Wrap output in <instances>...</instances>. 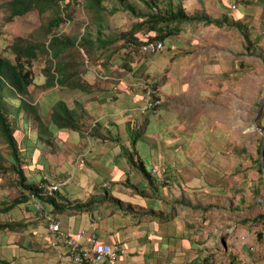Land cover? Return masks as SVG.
<instances>
[{"label": "rangeland", "instance_id": "1", "mask_svg": "<svg viewBox=\"0 0 264 264\" xmlns=\"http://www.w3.org/2000/svg\"><path fill=\"white\" fill-rule=\"evenodd\" d=\"M5 1L0 0V5ZM132 1L145 8L141 1ZM177 2H181L186 12H209L214 16L228 13L240 20L249 39L246 41L241 30L234 26L189 24L181 34L169 36L164 49L155 54L128 53L119 47L121 40L108 45L106 51L96 45L81 47L78 44L66 52H70V56L63 60L72 64V68L74 66L75 78L79 82L85 85L87 82L90 86L87 91L62 86L56 80L54 84H48L50 76L45 69L59 58L54 59L50 54L40 55L33 61L34 83L30 86V93L19 98L37 103L46 124L50 123L53 106L59 100L79 110L77 113L82 116L79 129H55L53 136L43 139L39 137L37 121L25 125L19 119L14 131L19 142L25 130L26 138L36 142L31 155L26 154L22 160V166L26 178L35 184L44 174L64 177L70 172L72 181L60 190V195L66 196L83 188L82 197L97 196L99 203L92 212L102 216L98 230H111L113 242L122 248L123 263L120 264L133 261L135 264H186L199 254L210 253L214 254L218 264L227 262L231 255H236L243 264H263L264 242L257 238V232L264 230V226L252 221L244 224L242 219L263 211L264 181L254 166L262 138L252 121L254 106L260 96L258 92L264 91V59L259 57H264V0ZM104 4L108 10L113 4L117 7L114 13H105L108 22L106 32L127 30L138 20L124 11L116 0H104ZM88 7L85 0H61L59 14L64 21L57 27L50 24V20L58 15L56 12L40 14L32 10L7 21L0 8V56L13 57L9 45L15 36L44 40L46 25L54 28L51 34H77V42L86 34L94 39L97 34L92 17L94 9L88 10ZM145 30L143 28L138 34ZM176 38L183 42L170 49L169 44L173 45ZM247 50L255 53L248 54ZM138 81L151 82L160 95L162 103L155 111L142 110V92L135 85ZM203 97L215 98L222 105L231 97L232 106L237 108L239 104L243 107L238 116L232 115V110L227 111L225 120L229 124L212 119L215 128H219V124L226 128L231 125L230 134L220 143L213 138L208 144L206 139L194 136L198 135L196 126L200 121ZM216 107L221 108L219 105ZM207 109L205 103L204 111ZM212 112L218 117L223 111ZM130 128L140 131L141 139L137 146L131 144ZM206 132L200 131V135L206 136ZM112 135L118 140L112 139ZM124 147L130 150L129 153L133 152V159L146 160L148 166L163 173L164 177L160 179L151 170L154 179L163 185L159 191L153 192L152 187L142 180L138 169L128 161L129 154L122 153L119 156H122L128 174L137 186H145L146 196L134 191L126 180V174H121L114 164L118 157L116 154H120ZM136 149L139 152L134 154ZM8 154L9 148L0 134V158L4 157L0 168V208L16 197L27 196V192L21 190L16 173L6 167L9 165L6 160ZM182 195L192 204L208 208L183 210L173 203L174 198ZM40 199L48 211L52 210L51 205L42 197ZM70 200L75 202V199ZM23 201L7 212H0V222L21 224L17 230H0V259L18 264H46L47 261H43L47 257L46 249L51 246L34 233L35 228L46 222L32 201L26 198ZM167 201L171 204L168 205ZM120 202L122 206L132 207L135 214L120 209ZM149 205L171 214L175 220L161 223L148 215L138 214ZM77 211L69 208L54 214L61 218ZM178 232L186 239L176 237L171 244L168 242L167 248L159 249L162 235H176ZM150 233L154 234L151 243L146 237ZM27 238L40 251L22 246V242L28 244ZM151 249L156 252L153 257ZM61 262V259L57 260L56 264Z\"/></svg>", "mask_w": 264, "mask_h": 264}, {"label": "trees", "instance_id": "2", "mask_svg": "<svg viewBox=\"0 0 264 264\" xmlns=\"http://www.w3.org/2000/svg\"><path fill=\"white\" fill-rule=\"evenodd\" d=\"M60 1L61 0H6L4 5H0V8L3 9H1V11L4 13L7 21H12L16 17L32 10H37L40 14H45L48 11H53L58 15L50 20V24L52 27H57L62 21H64V17L60 16L59 14ZM85 1H87V4L89 6L88 10L94 9V14L92 17L93 22L97 26V34L94 39L91 35L86 34L82 37H79L80 41L77 42V34L73 36L64 34L63 32H55L51 34L54 28L50 27V25H46V28L43 30L45 38L44 40H32L28 37L15 36L14 41L9 45L10 50L13 53V57L11 58L3 55L0 56V134L3 136L9 148V154L8 156H6V160L8 161L9 165H7L6 167L16 173L19 179L21 190L23 192H27L26 197H16L11 203L0 208V212H7L8 210H11L12 207H15L16 205L24 202V198L32 201L30 196L32 192H36L38 194L40 193V190L36 187L35 182H32V180L26 178L25 170L22 166V160H24L26 154L31 155L32 151L35 148L36 142H33L32 140L26 138V130L19 142V138L14 134V131L17 130V127L19 125L18 120L22 119L25 125H28L29 122L35 123L37 121L36 127L40 131L39 137L41 139L46 136H53V132L55 129L77 130L80 127L79 118L80 116H82V114H78L77 111L79 110L70 107L64 100H59L55 103L51 113L50 123L46 124L42 119L39 105L37 103H30L27 102L24 98H19L23 95H29L30 93V86L34 83L33 61L40 55L50 54L54 59L59 58L56 63L52 62L51 65L45 69L49 72L48 77L50 76L48 78V84H54V81L56 80L57 83L62 86L66 85L71 88H79L83 91H87L90 90V86L87 84V82L86 85L83 84L84 82H79V80L75 78L76 71L74 70V66L72 68V64H69L68 62H65L63 60L64 58H69L70 56V52L69 54L66 52L69 51L71 47H75L78 44H80L81 47L96 45L97 48L102 49V51H106L108 45L121 40L122 43L119 47L124 48L125 51H127L129 42H134L137 45H141L144 42L161 40L165 44L169 36H176L181 34L182 31L186 28V25L189 24H191L192 26L199 24L203 26H210L212 24L221 26L226 24L228 26H234L241 30L242 34L245 36L246 41L249 39L248 34L243 32L244 30L240 20L238 21L235 19V17L229 16L228 13L222 12V14H220L219 16H214L209 12H186L181 2L176 3V1L178 0H139L144 4L145 8L138 7L132 0H116L124 11L130 13L133 17L138 18V20L133 22L131 28H128L127 30H118L116 32L110 33L106 32L108 22L106 20L105 13L107 11L108 13H114L117 10V7H115L113 4L108 10V8H106L107 5L104 4V0ZM111 1L114 2V0ZM143 28L146 30L141 35H139L138 33H140ZM144 37H146V39ZM46 39H48V43H46ZM81 39L84 40L83 42H87V44L81 42ZM181 42H183L182 39L176 38L173 45L169 44V48L171 49L174 45L178 46ZM245 48L247 49V45L245 46ZM246 52L248 54L255 53V51L248 52V50ZM259 57H262L264 59L262 55H260ZM242 63H245V61L243 60ZM149 83L154 87L151 82ZM258 94L260 96L259 100L256 101L254 106V115L262 98L264 97V91H259ZM208 102L209 100L206 98L204 100V103L207 104ZM21 113L23 114V117H19ZM203 119L204 120L201 121L203 127L208 126L209 122L207 120V117L204 116ZM257 123L259 124V126L264 128V105L258 115ZM99 125L101 124H98V126ZM198 125L196 126L197 132L199 131ZM130 129V135L132 139L131 144L132 146H137V142L141 139L140 131L137 128ZM95 130L98 129L95 128ZM206 133L207 137L204 134L203 136H201L200 134H195L194 136L199 139H206V142L209 144L210 140H213L214 136H212V133L211 135L208 132ZM93 134H98V132H93ZM217 135L222 136V132L218 133ZM259 135L261 136L262 141L261 145L258 146L259 156L256 159V165L254 166L256 167L258 176H260L264 181V173L260 161V150L263 142V136L260 132ZM221 136L214 139H216V141L220 143V141H222L223 139ZM111 138L118 140L114 135H112ZM132 150L134 151V148ZM129 151V149L124 147L121 150V153L129 154V156L127 157L128 161H130L132 165L138 169L140 175L142 176V180H145L144 182L152 187L153 192L159 191V187L163 185H159L156 179H154L153 175L151 174L152 166H148V162L146 160L139 158H136V160L133 159V152L129 153ZM138 152V149H136L134 154ZM118 158L121 157H119L118 155ZM0 159L1 168L3 166L4 157H1ZM125 172L126 180L131 183L134 191L137 192L138 195L145 197V186H137L132 181L133 178L128 174V171ZM61 189H59L52 195H39L40 198L42 197V199L46 203L51 205V213H62L69 208L83 212H92L95 208H97V204L99 203L97 196L89 197L86 201H77V199H75V202H73L69 197L60 195ZM105 198L107 197L105 196ZM173 203L178 204L180 207H182L183 210H196L200 208L206 210L208 208V206L204 207L202 205L199 206L198 204H192L191 200L186 198L185 195H182L179 198H174ZM148 204H150V202ZM167 204L170 205V201H167ZM118 206L120 209H125V211L131 212L133 214H135L136 212L134 211V209H132V207L128 208L122 206L121 202ZM261 206L263 208V211L259 212L253 217H244L242 219V223L245 224L249 221L255 223L260 222L264 226L263 201ZM138 214L148 215L158 222L161 221V223H171L175 220V218H172L171 214H167L164 210L159 211L157 209L150 208V205L149 207L144 208L142 211L138 212ZM20 226L21 224L15 221L0 222V230H17ZM153 236L154 234L151 233L146 235L150 243L153 240ZM176 237L186 239L185 236L179 232L176 233V235H162V243H158L160 245L159 249L167 248L169 246L168 244H171V242ZM257 238L264 242L263 229L257 232ZM151 251V257H153L156 252L153 249H151ZM147 255H150V252ZM230 258L231 259L222 264H243L242 262H239L236 255H231ZM0 263L8 264V262L3 259H0ZM165 264H173V262H167ZM186 264H218V260H215L213 253L204 256H201V254H199L198 256L191 258L190 261H187Z\"/></svg>", "mask_w": 264, "mask_h": 264}, {"label": "built area", "instance_id": "3", "mask_svg": "<svg viewBox=\"0 0 264 264\" xmlns=\"http://www.w3.org/2000/svg\"><path fill=\"white\" fill-rule=\"evenodd\" d=\"M163 49V41L154 40L144 42L141 45L129 42L127 51L131 54H155ZM135 85L142 92V110L148 112L155 111L162 103V99L154 87L145 81H138ZM151 170L152 174L159 176L160 179L164 177L163 173L158 171L156 167H152ZM56 177L58 176H47L44 174L36 182V187L40 190V193L32 192L30 194L35 209L43 215L52 242L65 248L73 264H113L120 257L122 248L119 243L110 244L100 239L98 223L102 219V216L99 213L91 212L86 226L77 232H69L63 230L60 220L45 208L39 195L54 194L71 183L73 175L69 172L64 177Z\"/></svg>", "mask_w": 264, "mask_h": 264}, {"label": "crops", "instance_id": "4", "mask_svg": "<svg viewBox=\"0 0 264 264\" xmlns=\"http://www.w3.org/2000/svg\"><path fill=\"white\" fill-rule=\"evenodd\" d=\"M209 95H210V92H209ZM206 98L209 100V102L207 103L208 109L206 111H204V109H205L204 100ZM230 99H231V97H229L227 99L228 101L225 100L226 103H224L222 105L215 98H212V97H203V98H201L202 102H201V105H200V112L201 113H199L200 122H199V125H198V129H199L198 134H200V131H207L210 135L212 133V136H214V138H217V137L221 136V135H219V136L217 135L220 132H222V136H221L222 138L225 137L227 134H230L231 125H230L229 128H226L225 126H222V124H219V125H221V126H219V128H215L212 125V119H216V118L219 119V120H223L224 121L223 123L229 124V121L226 122V120H225L226 116L228 115L227 111H229V110H232V115L235 114V116H238L239 113L241 115V112L243 111V107L238 104V107L235 108L234 106H232L230 104V101H231ZM216 105H219L221 108L217 109ZM213 110H222L223 112H222L221 115H219L217 117L216 113L212 112ZM232 115H230V116H232ZM204 116L207 117V120L209 122V125L206 126V127H203V125L201 124V121L204 120L203 119ZM232 119H233V117H232ZM211 125H212V127H211ZM214 128H215V130H214ZM202 135H203V133H202ZM240 137H242V136H240ZM116 155H122V153H120V154L117 153ZM117 158L118 157L115 158L116 161H115L114 164L118 167V169H119L121 174H125L126 173L125 171H127V168L123 164L124 163L123 158H118V160H117ZM91 182L92 181H90V183ZM80 187H84V186L80 185ZM82 191H83V188H79L78 191H71V193L66 194V197H69L70 199L71 198L72 199H77V201H86L88 199V198H86L88 195L82 197V194H81ZM76 192H77V194H75ZM90 197H92V196H90ZM90 213L91 212H80V211H77L76 213H72L70 215L67 214L65 216H61V218H59L58 215H56V217L59 220L61 219L60 223H61V228L63 230L69 231V232H77L79 229H81L82 227H84V226H86L88 224L89 218H90ZM34 230H35L34 233H35V235H37V238L39 237L40 240L45 241V242L48 241V246H51L50 249H48V248L46 249L45 256L47 255V257L43 261H47L50 264H56L57 260L61 259L62 260L61 264H73L72 261L69 259L68 254L65 251V248L62 245H54L53 244L52 239L50 237V232H49V229H48V226H47L46 223H44L41 226L37 227V229L35 228ZM98 231H99L98 232L99 233V237H100V239L102 241H105V242L110 243V244L116 243L115 241L113 242V236H112L111 230H109V228H99ZM27 239L28 240H27L26 243H28V244H23V242H22L21 243L22 246H24V247H26V248H28L30 250H33V251H40V250H37L38 248H34L33 242L32 241L30 242L29 238H27ZM52 245H54V246L52 247ZM41 251L43 252L44 249L41 250ZM119 258H121V259H117L115 262L118 263V264L123 263V260H122L123 259V255H120ZM3 260L7 261L8 264H18V263H15V262H10L9 260H6V259H3ZM47 262H46V264H48ZM153 263H154V261H153ZM27 264H31V263H27ZM131 264H135V262L133 261Z\"/></svg>", "mask_w": 264, "mask_h": 264}, {"label": "water", "instance_id": "5", "mask_svg": "<svg viewBox=\"0 0 264 264\" xmlns=\"http://www.w3.org/2000/svg\"><path fill=\"white\" fill-rule=\"evenodd\" d=\"M264 105V97L262 98L257 110H256V113L253 117V127L254 129L258 130L261 135L263 136V142H262V146H261V150H260V161H261V166H262V169H263V173H264V128L259 126V124L257 123V118H258V115L262 109ZM263 204H264V198H263Z\"/></svg>", "mask_w": 264, "mask_h": 264}]
</instances>
